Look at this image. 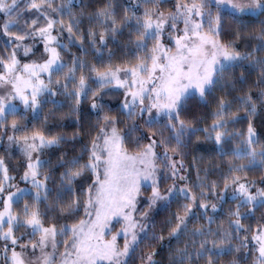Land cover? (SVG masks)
Returning a JSON list of instances; mask_svg holds the SVG:
<instances>
[{"label":"snow or ice","instance_id":"snow-or-ice-1","mask_svg":"<svg viewBox=\"0 0 264 264\" xmlns=\"http://www.w3.org/2000/svg\"><path fill=\"white\" fill-rule=\"evenodd\" d=\"M0 264H264V0H0Z\"/></svg>","mask_w":264,"mask_h":264}]
</instances>
